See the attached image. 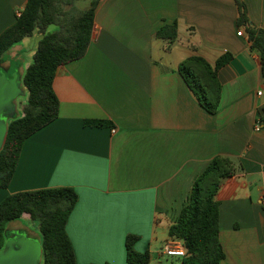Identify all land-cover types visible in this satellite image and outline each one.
I'll return each mask as SVG.
<instances>
[{"label": "crops", "instance_id": "0c3cea01", "mask_svg": "<svg viewBox=\"0 0 264 264\" xmlns=\"http://www.w3.org/2000/svg\"><path fill=\"white\" fill-rule=\"evenodd\" d=\"M26 1L0 0V33ZM243 1L264 29V0ZM237 15L235 0H98L85 54L56 70L58 116L24 141L0 201L17 191L72 187L77 201L65 227L77 264H129L127 234L139 237L136 250L161 255L193 179L215 155L228 156L236 170L215 195L220 264H264V77ZM174 21L176 38L156 37ZM39 37L20 42L33 54ZM10 50L8 58L19 60L23 46ZM225 52L232 58L217 71L221 97L211 114L178 66L191 55L213 64ZM24 68L15 69L23 75Z\"/></svg>", "mask_w": 264, "mask_h": 264}, {"label": "trees", "instance_id": "16d2710c", "mask_svg": "<svg viewBox=\"0 0 264 264\" xmlns=\"http://www.w3.org/2000/svg\"><path fill=\"white\" fill-rule=\"evenodd\" d=\"M76 2L27 0L15 21L0 33V62L13 45L35 32L40 35L32 60L22 75L27 93L22 113L7 123L6 139L0 150V188L10 183L24 141L58 116L59 99L53 89L58 66L82 57L87 50L98 0H90L85 7ZM235 3L237 26L244 28L251 49L257 50L264 77V29L251 21L243 0H235ZM51 25L55 28L47 31ZM155 35L173 40L177 36V22L162 25ZM231 58L232 54L225 52L212 64L203 56L191 55L178 66L194 96L211 114L216 112L221 97L217 71ZM85 122L97 126L107 124L102 120ZM235 170L236 163L231 158L215 155L193 179L187 202L167 231L170 238L184 242L186 253L179 264H220L225 257L219 239V201L215 195L222 180L232 176ZM76 201L77 193L69 186L6 195L0 201V248L9 236V223L26 213L38 223L43 264H77L65 227ZM138 238L135 234H127L126 260L129 264H150L149 251L140 252L134 247Z\"/></svg>", "mask_w": 264, "mask_h": 264}, {"label": "water", "instance_id": "95a60500", "mask_svg": "<svg viewBox=\"0 0 264 264\" xmlns=\"http://www.w3.org/2000/svg\"><path fill=\"white\" fill-rule=\"evenodd\" d=\"M23 87L16 69L8 76L0 66V150L6 139L8 120L16 113V99L25 94ZM41 258L40 238H32L23 231L7 237L4 247L0 248V264H39Z\"/></svg>", "mask_w": 264, "mask_h": 264}, {"label": "rangeland", "instance_id": "374dc122", "mask_svg": "<svg viewBox=\"0 0 264 264\" xmlns=\"http://www.w3.org/2000/svg\"><path fill=\"white\" fill-rule=\"evenodd\" d=\"M82 4V3H80ZM86 4V3H85ZM55 28V26L51 25L48 27L47 31H52L53 29ZM38 34H36V36H31L29 38H27V41H29L30 39H33L34 37H37ZM26 41V40H25ZM23 46V51H21V54H20V57H19V60H15L13 57L12 58H8V53H5L4 56H3V61H7L10 65L8 67V63L7 62H1L0 63V66L4 69L5 73L10 76L15 68L19 67V65H21V68H24V64H25V61L28 62V64L31 62L32 60V49H30L28 46V44L26 45L25 42H19L18 43V47H21ZM10 51H14V53L17 54V48H12V50ZM16 63H18L16 65ZM15 65V66H13ZM19 69V68H18ZM17 70V69H16ZM21 70V69H20ZM19 70L18 72V77H19V81L21 79L22 81V73L21 71ZM25 70V68H24ZM24 89V92L25 94L24 95H19L16 99V113H15V116H19L21 113H22V105L23 103L25 102L26 100V96H27V93H26V90L25 88L23 87ZM12 118V117H11ZM9 118V120L11 119ZM8 120V121H9ZM15 222L14 223H17V228L14 230V234L12 235H16V233H19V232H25L26 235L32 237V238H40V233H39V229H38V223L36 221H33L31 220L30 218H19L17 220H14ZM19 229V230H18ZM11 235V234H10ZM162 236H165L164 235H159L157 241L155 242L154 244V248L153 251H158L159 250V242L162 240ZM161 263L160 264H178L179 263V259L180 257H168V256H164V255H156L153 259L150 260V264H156V262L158 261L157 259L161 258ZM39 264H43L42 262V258H41V261Z\"/></svg>", "mask_w": 264, "mask_h": 264}, {"label": "built area", "instance_id": "2783aa9c", "mask_svg": "<svg viewBox=\"0 0 264 264\" xmlns=\"http://www.w3.org/2000/svg\"><path fill=\"white\" fill-rule=\"evenodd\" d=\"M238 35H242L243 34V30L240 29L237 31ZM258 95L262 94V90H259L257 92ZM255 130H260V123L257 124L254 127ZM115 129L112 130V132H114ZM186 253V248L184 245V242L182 239L179 238H170L169 240H167L162 247L160 248V254L164 255V256H168V257H180L182 258Z\"/></svg>", "mask_w": 264, "mask_h": 264}, {"label": "flooded vegetation", "instance_id": "af4514ba", "mask_svg": "<svg viewBox=\"0 0 264 264\" xmlns=\"http://www.w3.org/2000/svg\"><path fill=\"white\" fill-rule=\"evenodd\" d=\"M10 234H11V235H10ZM10 234H9L8 237H15V236H16L17 234H19V233H16V235H12V234H14V231H13V232H11Z\"/></svg>", "mask_w": 264, "mask_h": 264}]
</instances>
